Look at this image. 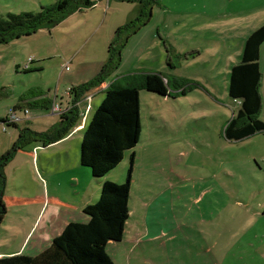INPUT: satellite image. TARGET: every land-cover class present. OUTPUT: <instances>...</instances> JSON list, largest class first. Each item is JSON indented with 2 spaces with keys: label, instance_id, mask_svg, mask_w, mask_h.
I'll return each mask as SVG.
<instances>
[{
  "label": "rangeland",
  "instance_id": "rangeland-1",
  "mask_svg": "<svg viewBox=\"0 0 264 264\" xmlns=\"http://www.w3.org/2000/svg\"><path fill=\"white\" fill-rule=\"evenodd\" d=\"M58 1L0 0V16L39 13ZM91 1L97 2L94 8L76 12L54 28L0 44V143L8 148L0 158L12 150L19 133L47 126L49 132L60 124L61 115L52 113L53 102L64 110L72 106L71 91L100 74L117 30L136 17L139 7L130 0ZM262 26L264 0H161L153 7L150 23L128 40L120 67L105 79L106 89L117 77L134 74L160 77L164 86V79L174 78L200 84L186 95L173 91L172 97L153 88L140 92V142L122 162L129 172L128 159L136 152L130 221H145L147 215L149 221H264V132L242 140L225 136L240 109L230 96L232 68L240 62L248 38ZM261 48L259 119L264 123V43ZM106 89L78 104V122L66 142L71 169L76 160L81 163L85 132L107 96ZM14 110L22 121L2 123ZM36 145L45 146L40 141L26 144L22 150L27 148L33 157L17 153L4 168V221L12 229L0 230L3 254L23 242L42 208L32 201L44 189L34 167L33 159L40 153ZM87 171L95 181H108L107 176L96 178L90 168ZM68 186L72 184L66 180L61 196H69ZM45 204L65 206L50 199ZM261 227L248 230V238ZM236 242L230 239V251L218 246L213 254L183 248L175 264L208 260L237 264Z\"/></svg>",
  "mask_w": 264,
  "mask_h": 264
},
{
  "label": "trees",
  "instance_id": "trees-1",
  "mask_svg": "<svg viewBox=\"0 0 264 264\" xmlns=\"http://www.w3.org/2000/svg\"><path fill=\"white\" fill-rule=\"evenodd\" d=\"M139 4L137 15L116 32V39L109 47V58L100 74L92 81L71 91L72 106L61 115L60 124L49 132H33L27 129L20 133L19 140L11 151L0 158V227L7 214L4 200L6 177L4 168L18 151L33 141L45 146L67 136L78 122V104L105 89L107 76L121 65V53L128 40L150 23L154 5L161 0H130ZM96 1L59 0L54 5L42 8L39 13L10 14L0 16V44L31 36L43 28H54L67 17L94 8ZM264 43V26L256 30L246 41L240 62L232 68L230 96L239 102L240 109L225 130L229 140H242L258 132H264V123L259 116L262 111L260 93L262 73L260 49ZM160 81L155 83L154 81ZM173 84V85H172ZM200 84L187 79H166L164 86L160 77L147 74L123 76L107 89V96L97 109L89 124L81 145V164L90 168L96 178L107 176L125 159L140 142L142 134L140 92L153 88L172 97L173 91L186 95ZM7 120H2L6 123ZM136 153L130 157V169L124 183L104 182L99 201L88 205L84 212L90 218L87 223L72 222L56 237L52 245L36 257L13 255L0 258V264H114L107 253L109 242L124 239L130 218L129 200L133 183Z\"/></svg>",
  "mask_w": 264,
  "mask_h": 264
},
{
  "label": "crops",
  "instance_id": "crops-1",
  "mask_svg": "<svg viewBox=\"0 0 264 264\" xmlns=\"http://www.w3.org/2000/svg\"><path fill=\"white\" fill-rule=\"evenodd\" d=\"M164 81L166 82L165 79ZM154 82L160 83L157 80ZM71 83L80 82L71 80ZM104 88L106 89L105 85ZM67 94L71 98L69 92ZM70 107L68 105L66 110ZM52 113L55 114L53 109ZM86 123L87 120L78 128L75 127L78 133L83 131ZM47 128L48 126L45 130ZM45 130L36 132L42 133ZM18 132H20L19 129ZM71 136L70 132L60 141L43 146V148L36 145L35 149L40 153L38 152V155L33 159L34 167L39 171L44 181V189L39 190L38 195L32 201L41 204L42 208L37 220L31 222L23 242L15 246L12 252L0 253V258L13 255L36 257L47 250L53 240L60 236L70 223L89 222L90 218L85 214L84 209L98 201L104 181H95L87 171V167L81 163L77 165V160L74 167L70 168V162H68L70 147L66 145V142L72 138ZM1 146L0 156L8 149L5 147V143ZM18 154L32 156V152L27 148ZM128 162L130 163V159ZM123 164L107 175L108 181L124 183L128 164ZM62 165H65L66 171H61ZM72 171L81 175L73 174ZM66 180L72 184V187L68 186L69 196H61L60 191L66 184ZM83 181H87L86 184ZM81 193L83 196H80ZM131 194L129 200L130 218L126 225L124 239L121 242H109L106 249L114 264H175V260L183 248H186L188 253H192L196 249L206 254H213L218 246L223 250L230 251V239L232 238L237 240V264H264V221H149L148 215L145 221H130L132 216ZM8 199L11 197H7ZM12 199L16 200L17 198ZM46 199L62 202L65 206L47 205L45 204ZM145 206L149 207L147 204ZM5 222L0 230L9 231L12 229L5 225ZM17 222H21L23 225L25 221ZM258 225L262 226L261 229L250 232L248 238V230L251 231ZM13 229L14 234L19 232L17 226ZM205 264L218 263L208 260Z\"/></svg>",
  "mask_w": 264,
  "mask_h": 264
},
{
  "label": "built area",
  "instance_id": "built-area-1",
  "mask_svg": "<svg viewBox=\"0 0 264 264\" xmlns=\"http://www.w3.org/2000/svg\"><path fill=\"white\" fill-rule=\"evenodd\" d=\"M92 97H89L88 100H90ZM53 112L55 114H59L62 115L64 114L67 110L62 109L61 107H59L58 105H56V103H53ZM26 113H28V111H26ZM22 121V119L20 117L17 116L16 111H11V114L9 116V118L7 119L6 124H18Z\"/></svg>",
  "mask_w": 264,
  "mask_h": 264
}]
</instances>
